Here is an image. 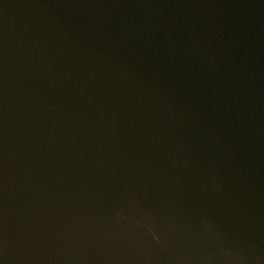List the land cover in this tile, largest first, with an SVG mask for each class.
Wrapping results in <instances>:
<instances>
[{"label":"water","instance_id":"obj_1","mask_svg":"<svg viewBox=\"0 0 264 264\" xmlns=\"http://www.w3.org/2000/svg\"><path fill=\"white\" fill-rule=\"evenodd\" d=\"M0 264H264V0H0Z\"/></svg>","mask_w":264,"mask_h":264}]
</instances>
